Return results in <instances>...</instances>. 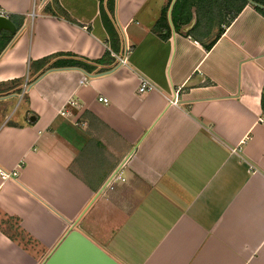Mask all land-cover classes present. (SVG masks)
I'll return each mask as SVG.
<instances>
[{
    "label": "crops",
    "instance_id": "0c3cea01",
    "mask_svg": "<svg viewBox=\"0 0 264 264\" xmlns=\"http://www.w3.org/2000/svg\"><path fill=\"white\" fill-rule=\"evenodd\" d=\"M101 1L0 0L17 28L0 52V264H42L75 229L122 264H264V14L116 0L115 49ZM60 53L102 63L31 72Z\"/></svg>",
    "mask_w": 264,
    "mask_h": 264
},
{
    "label": "trees",
    "instance_id": "16d2710c",
    "mask_svg": "<svg viewBox=\"0 0 264 264\" xmlns=\"http://www.w3.org/2000/svg\"><path fill=\"white\" fill-rule=\"evenodd\" d=\"M209 1V0H204ZM249 1L254 2L256 5V9L264 14V0H222L223 6L227 8V10H232V14H230L229 19L226 20V24H229L233 18L239 13V11L247 4ZM105 2V4L103 3ZM220 0H217V4L220 5ZM101 16L103 23L110 35L111 43L113 44V48H117V45L120 42V35L118 32V29L115 24V12H116V0H102L101 1ZM213 14V11L211 13V16ZM209 15V12L204 14H199V19L197 21V27L200 23V18ZM66 16V15H64ZM67 18V17H66ZM23 19V18H22ZM202 19V18H201ZM223 23V22H221ZM220 23V24H221ZM20 27V26H18ZM158 28V26H155V29ZM168 33L164 34L163 37H167L169 35ZM198 31V30H197ZM196 31V32H197ZM199 33L207 35L209 33L208 30L204 28H199ZM223 33V28H220L215 38L210 41L209 43H205L206 48H211L212 45L216 42V40L220 37V35ZM190 35V34H189ZM9 37L1 36L2 44L0 46V52L7 47V43L9 42ZM202 41V39H200ZM99 63H102V60H95L90 61L85 58H82L80 56L71 54V53H60V54H52L50 56L44 57L37 61H32L30 70L34 73V75H42L48 70L57 69V68H65V67H75L82 69L86 72L92 73L97 71V65ZM99 72V71H98Z\"/></svg>",
    "mask_w": 264,
    "mask_h": 264
},
{
    "label": "water",
    "instance_id": "95a60500",
    "mask_svg": "<svg viewBox=\"0 0 264 264\" xmlns=\"http://www.w3.org/2000/svg\"><path fill=\"white\" fill-rule=\"evenodd\" d=\"M16 34L9 17L0 16V43L3 31ZM42 264H122L78 229L70 231Z\"/></svg>",
    "mask_w": 264,
    "mask_h": 264
},
{
    "label": "built area",
    "instance_id": "2783aa9c",
    "mask_svg": "<svg viewBox=\"0 0 264 264\" xmlns=\"http://www.w3.org/2000/svg\"><path fill=\"white\" fill-rule=\"evenodd\" d=\"M0 16H5V17H9V13L3 9L1 6H0ZM120 61L122 63H124L126 61V58H121ZM153 84L150 82V80H148L147 78H143V81L141 83V85L139 86L138 88V93L142 94L144 92H147L148 90H151L153 88ZM98 100L105 103V104H108L110 102L109 98H107L106 96H100L98 97ZM170 103L171 104H176L177 103V100L176 98L175 99H170ZM68 104H74V100H69ZM67 113V110H65L64 108L61 110V114H66ZM123 166H124V162L119 165L112 173L111 175L109 176V178L107 179V181L105 182L104 184V188H109V189H112L115 185V183L118 181V180H122L124 181L125 178L122 176V172H123ZM1 175L3 177H7L8 174L4 171H0ZM15 174V172H14Z\"/></svg>",
    "mask_w": 264,
    "mask_h": 264
}]
</instances>
